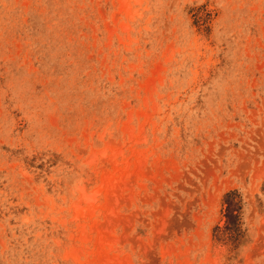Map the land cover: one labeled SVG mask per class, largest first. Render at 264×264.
Segmentation results:
<instances>
[{"label":"rangeland","instance_id":"rangeland-1","mask_svg":"<svg viewBox=\"0 0 264 264\" xmlns=\"http://www.w3.org/2000/svg\"><path fill=\"white\" fill-rule=\"evenodd\" d=\"M0 264H264V0H0Z\"/></svg>","mask_w":264,"mask_h":264},{"label":"trees","instance_id":"trees-1","mask_svg":"<svg viewBox=\"0 0 264 264\" xmlns=\"http://www.w3.org/2000/svg\"><path fill=\"white\" fill-rule=\"evenodd\" d=\"M234 197H236L235 193L231 192L227 194L224 199L227 205L225 216L228 220V223L234 221V219H236L237 217L236 215L238 212V207L236 206V204L233 203Z\"/></svg>","mask_w":264,"mask_h":264},{"label":"bare ground","instance_id":"bare-ground-1","mask_svg":"<svg viewBox=\"0 0 264 264\" xmlns=\"http://www.w3.org/2000/svg\"><path fill=\"white\" fill-rule=\"evenodd\" d=\"M122 1V0H121ZM118 2H120V1H118ZM84 197V195H81V199ZM96 241V240H95ZM103 259V258H102Z\"/></svg>","mask_w":264,"mask_h":264}]
</instances>
